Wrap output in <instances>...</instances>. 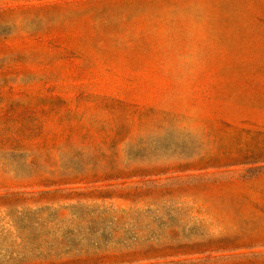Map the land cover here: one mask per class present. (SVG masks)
I'll list each match as a JSON object with an SVG mask.
<instances>
[{
	"label": "rangeland",
	"instance_id": "1",
	"mask_svg": "<svg viewBox=\"0 0 264 264\" xmlns=\"http://www.w3.org/2000/svg\"><path fill=\"white\" fill-rule=\"evenodd\" d=\"M0 264H264V0H0Z\"/></svg>",
	"mask_w": 264,
	"mask_h": 264
}]
</instances>
